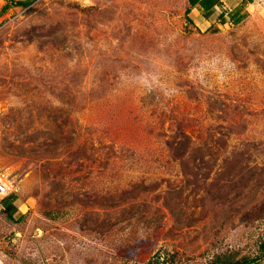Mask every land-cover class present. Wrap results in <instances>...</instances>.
Listing matches in <instances>:
<instances>
[{
  "label": "rangeland",
  "instance_id": "1",
  "mask_svg": "<svg viewBox=\"0 0 264 264\" xmlns=\"http://www.w3.org/2000/svg\"><path fill=\"white\" fill-rule=\"evenodd\" d=\"M188 6L38 0L2 17L0 264L256 256L264 0L212 30Z\"/></svg>",
  "mask_w": 264,
  "mask_h": 264
},
{
  "label": "trees",
  "instance_id": "2",
  "mask_svg": "<svg viewBox=\"0 0 264 264\" xmlns=\"http://www.w3.org/2000/svg\"><path fill=\"white\" fill-rule=\"evenodd\" d=\"M36 1L37 0H19L17 4L23 8H26L31 6V3H35ZM251 2H253V0H242L239 6L235 7L232 11L226 12L227 10L224 7L225 4L223 0H189V6L186 8V14L189 15V13H191V11L196 7L203 9V16L205 20L210 22V27L208 30H212L216 26L217 22L223 25H226L227 23H240L245 17L243 8H245L247 4ZM217 8H221V11H219ZM204 161L205 155H201L200 160L195 159L196 163H201ZM11 197L12 195L8 196L6 200L10 199ZM5 210L8 218L13 219L15 208L9 204L6 206ZM261 257H264V238H262V240L259 242L258 251L254 257L251 255L240 256L239 253H235L233 250H227L225 252H217L213 259L206 264H255L261 259ZM173 262L174 259L172 257L166 256L165 258L161 256V254H158L155 258L149 259L147 262L139 264H173Z\"/></svg>",
  "mask_w": 264,
  "mask_h": 264
},
{
  "label": "crops",
  "instance_id": "3",
  "mask_svg": "<svg viewBox=\"0 0 264 264\" xmlns=\"http://www.w3.org/2000/svg\"><path fill=\"white\" fill-rule=\"evenodd\" d=\"M19 0H0V22L2 21V17L7 16L14 8L21 7L17 4ZM225 1V0H223ZM34 3V2H33ZM31 3V4H33ZM16 4V5H13ZM29 4V5H31ZM225 4V2H224ZM16 6V7H14ZM225 7V5H224ZM199 8V7H198ZM201 9V8H200ZM219 11H221V8H217ZM203 12L204 10L201 9Z\"/></svg>",
  "mask_w": 264,
  "mask_h": 264
},
{
  "label": "built area",
  "instance_id": "4",
  "mask_svg": "<svg viewBox=\"0 0 264 264\" xmlns=\"http://www.w3.org/2000/svg\"><path fill=\"white\" fill-rule=\"evenodd\" d=\"M38 1V0H37ZM31 6H29V7H26V8H23L22 10H21V12L23 13V12H26L27 10H28V8H30ZM8 18V17H7ZM7 18H5V19H7ZM3 21L4 20H2L1 22H0V28L2 27V24H3ZM10 192H9V188H8V186H7V184L6 183H4V182H1L0 183V195H8Z\"/></svg>",
  "mask_w": 264,
  "mask_h": 264
}]
</instances>
